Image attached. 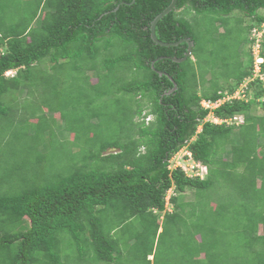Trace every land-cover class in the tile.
<instances>
[{"label": "trees", "instance_id": "trees-1", "mask_svg": "<svg viewBox=\"0 0 264 264\" xmlns=\"http://www.w3.org/2000/svg\"><path fill=\"white\" fill-rule=\"evenodd\" d=\"M171 2L0 0V34L7 38V42L0 38V48L5 47L4 54L0 51V140L9 143L0 157V185L11 184L0 194V264H70L72 259L76 264L90 260L112 264L120 236L115 239L116 231L108 228L115 218L119 231L131 227L136 232L137 238L124 237L127 248L132 247V239L137 245L155 240L160 222L154 211L165 210L169 190L173 209L164 215L157 239L183 237L179 246L188 250V243L203 242L199 223L193 225L198 218L185 211L189 205L202 207L200 216L196 214L199 218L236 232L242 247L235 259L246 262L252 256L254 264H264V143L258 142L264 141V115L247 114L264 87L260 81L250 82L245 93L254 87L253 98L213 110L221 119L245 115L237 128L203 122L208 111L199 108L200 100L214 102L227 92L234 93L252 76L253 58L245 47L237 50L238 61L231 66L225 60L224 45L217 52H207L204 59L200 47L206 39L195 32L230 30L226 18H231L245 26L246 43L250 31L264 24L259 14L264 0H177L155 32L165 43L185 38L193 42V60L189 57L181 63L173 59L185 56L186 42L164 47L150 38L151 21ZM182 13L196 15V28ZM114 41L121 44L119 54L103 57ZM260 46L264 73V40ZM243 56H249L247 67ZM215 68L225 71L218 75ZM11 69L19 70L17 77L5 81L3 73ZM63 73L68 77L61 78ZM229 81L234 83L227 89ZM174 84L176 90L168 94ZM122 94L130 97L129 105L120 104ZM144 108L155 115L148 125L134 120ZM47 113L53 117L47 118ZM31 118L38 122L30 123ZM5 129H12L11 140ZM60 132L71 133V140L60 138ZM195 134L196 139L189 142ZM22 139L32 146L18 150L16 144ZM43 142L51 148L55 144L62 158L83 155L86 163L67 167L68 174L55 173L48 181L39 172L33 179L18 177L17 172L25 168L23 159ZM228 145L230 161L223 158ZM182 147L207 168L206 178H190L180 168L168 170L171 156ZM109 150L118 152L105 155ZM50 157L57 158L56 153ZM37 165L27 162L29 169ZM218 187H225V192ZM211 189L220 199L224 196L222 203H214L211 192L205 194ZM187 190L193 191L194 201L181 199ZM188 216L194 222L187 223ZM215 226H209L211 232H216ZM166 249L172 254L171 247ZM152 262L158 264V253Z\"/></svg>", "mask_w": 264, "mask_h": 264}, {"label": "rangeland", "instance_id": "rangeland-1", "mask_svg": "<svg viewBox=\"0 0 264 264\" xmlns=\"http://www.w3.org/2000/svg\"><path fill=\"white\" fill-rule=\"evenodd\" d=\"M31 1V0H29ZM259 14L261 16L264 17V10H260ZM188 18V20H190V22L193 24V27L196 28L195 26V21H197L198 18H196V15H189L186 16ZM226 24L228 25V29L230 30H226L222 33H213V30H195L196 35H198L200 38L202 39H206L203 40L201 43V52L202 55L204 56V59H206L205 54L209 51H214L217 52L220 48L224 47L225 48L222 50L223 53L227 56V58L225 59L226 62L233 66L234 63L236 64V62L238 61V52L237 50H240L244 47L245 44V40L247 39V32L245 30V26H241L240 24H238L235 19H227L226 18ZM207 27H210L208 24H206ZM264 30V27H263ZM203 31H210L213 34L210 36H203L204 34ZM261 37L260 40H264V38H262V36L264 35L263 32H261ZM201 35V36H200ZM260 36V35H259ZM113 43V42H112ZM260 44V43H259ZM103 43H100L99 46H102ZM251 46V45H250ZM260 46V45H259ZM2 52H5V47H2ZM249 49V47H248ZM258 49L260 50V47L258 48L257 45L254 47L253 51H254V55L252 58H254L255 60V55L258 53ZM121 51V44L118 43L117 41H114V43L111 46V49L109 50L108 53H103L102 56H107L110 53L114 54H119V52ZM231 55V56H230ZM249 56H243L242 60L244 65L247 67L249 64ZM248 58V59H247ZM98 63L100 62V60H97ZM204 64H207L204 61ZM253 64V69L255 70V66H254V62ZM216 69V73L218 75H221L224 71L225 68L221 69L218 72V69ZM227 70V69H226ZM258 69L256 68V71ZM254 71V73L256 72ZM59 73H56L55 76H58ZM211 74V71H210ZM60 75V74H59ZM118 76V75H117ZM231 77V73L228 75ZM68 77V74L63 73L61 75V78H65ZM127 80L131 78V76L128 74L127 76ZM11 77H9L10 79ZM234 78V77H232ZM206 79L209 81L210 76H207ZM219 81L224 82V78L223 77H219L218 78ZM92 82H96L95 78H92ZM230 82V81H229ZM234 83V81H231L230 83L227 84L228 88L232 87V84ZM236 83V82H235ZM248 84L249 81H243V83L240 85L239 89H237L235 96L237 98L242 99L246 94L244 93V91L246 92V90H248ZM207 86V84H206ZM254 87L251 88V92L254 91ZM197 94L201 93L200 89H196ZM249 92L248 95H246L249 99L253 98V93ZM24 92L21 94V97L24 96ZM121 99L120 100V104H124V105H129L130 104V97H125L123 94L120 95ZM18 97V96H17ZM261 98V99H260ZM258 100V101H257ZM147 101L145 100V103ZM106 103L110 104L111 101H107ZM132 103V102H131ZM144 103V104H145ZM250 116H262L264 115V96H260L256 99V103H254V105L252 106V109L249 113H247ZM49 117H51L50 115H47ZM241 119V117H240ZM239 119V120H240ZM135 122L139 121V119L137 117H135ZM205 121H215V119H213V115L210 114L205 118ZM31 122V121H30ZM35 122V121H32ZM2 124V123H0ZM63 126V125H62ZM61 126V127H62ZM237 127V126H234ZM61 129V128H59ZM237 130V129H235ZM12 131V129H5L4 133H7L6 135H9V140H11V138L13 137L12 135H10V132ZM236 134V133H235ZM233 134V140L234 143L239 145L240 141L237 137V135ZM60 138L62 139H69L71 140L72 135L71 133H60ZM258 142L260 144H263L264 141L263 139H259ZM19 144H16V148L18 150L20 149H29L32 144L25 142L24 139H22V142H18ZM9 143H6V140L4 142H2L0 140V157L1 155L5 154L6 148H8ZM54 146V148L50 147V144L47 142H43L40 143L39 146H34V149L32 150V153L26 157V159H23V162L25 165L24 170H22L21 172H17V176L18 177H26L29 179H33L39 176V173L43 174V178L44 180L46 179L47 181L50 180L53 175H55V173H57V175L59 174H68L70 172V170L66 169L67 167H72L75 165H79V166H83L84 163H86V159H84V156H76L73 158H70L69 156L62 158L61 153L58 150V147H55V144H52ZM75 150V149H74ZM52 153H56L57 158L53 159L50 156L52 155ZM261 156H263L262 153H260ZM23 154L22 153H18V157H22ZM26 156V155H25ZM40 160H38V165L34 164V162L36 161V158H39ZM23 158H25L23 156ZM223 158L227 161H230L231 159V148L230 146H226V154L223 155ZM32 161V162H31ZM27 162L28 164L32 167L33 165H37L35 168H31L29 169L27 167ZM66 162V163H65ZM170 167L173 168L175 167H181L186 174L188 175H194V173L191 171V166L193 167V165H195V163L190 159L189 154H187L185 149H181L178 151V153H176L172 159L170 160L169 163ZM197 165V164H196ZM196 167L200 168L199 165H197ZM197 169V168H196ZM204 170V169H203ZM199 172V170H198ZM202 172V171H201ZM204 172V171H203ZM202 172V174L204 175V173ZM207 176V175H206ZM206 178V177H205ZM26 183V182H25ZM16 188L19 187L18 184H13ZM9 187H11V184H2L0 185V194H2L4 191H6ZM221 188V187H218ZM224 192H225V187L221 188ZM210 192L213 194L212 199L213 201H215L214 203H222L224 201V196L222 195V199H220V195L216 194L215 192L212 191V189L208 192H206L205 194L207 196H210ZM203 194V198L206 197V195ZM172 196V192L168 193L167 196V200L168 198ZM193 198V191L191 190H187L184 194L181 195V199L184 201H189ZM196 198V197H195ZM195 199H192V201H194ZM232 208L234 209V206L236 207V199L233 201L232 200ZM168 208H170L169 205H167ZM172 207V206H171ZM201 209L202 207L197 208V206H190L185 208L186 212H192L193 215H195L198 219H196V221L194 222L193 219H189V216L187 218V223L193 221V225H197L198 223V230H199V234L201 235V239L203 238L204 241L197 243V244H193L192 242L188 243V248H182L179 246V241H183V237H175V236H168V235H164L162 237H160L159 239H156L155 241L150 239V241L148 242V240H143L140 245H137V243H134V240L132 239L129 242V246L132 247H128L126 246V240H124L125 238H134L135 233L133 232V229L131 227H127V229L122 233L121 231H119L117 228L119 226L118 224V220L115 218V222L114 225L110 226V229H114L116 232L114 233L115 239H117L118 236V241H117V247L119 248V253L116 254L115 258L113 259V263L112 264H149L145 261V259L142 257V254H153L156 255L158 253V264H232L233 261H237L236 264H254L252 256L246 260V262L240 261L239 258L235 259L236 253L237 251L240 252V248L242 247V244H239V242L237 241L238 238L235 236L236 232L232 230L230 231L228 229H220L219 227L215 226L213 223H210L208 221V219L203 220L201 218H199L197 215L201 214ZM172 210V208H171ZM197 214V215H196ZM200 216V215H199ZM239 223V222H238ZM234 227V224H232ZM199 226H201V229L199 228ZM209 226H215L216 228V232H211V230L209 229ZM239 229V226H238ZM223 232L224 234L219 235V232ZM235 232V233H234ZM138 234V233H137ZM139 235V234H138ZM117 236V237H116ZM137 238V237H136ZM137 241V240H136ZM148 242V245H146V243ZM134 243V244H133ZM152 245V247H150V245ZM173 244V245H171ZM170 247L172 249V254L168 251H166L168 248V250H170ZM197 248V249H196ZM193 249V250H192ZM68 253H71V251L67 250ZM201 252V253H200ZM89 256H92L93 253H89ZM204 255V256H202ZM137 256H140L139 258ZM206 256V257H205ZM238 256V255H237ZM236 256V257H237ZM90 260V259H89ZM78 262V261H77ZM76 260L73 261L70 264H76L77 263ZM78 264H97L95 262L90 261H86V262H81Z\"/></svg>", "mask_w": 264, "mask_h": 264}, {"label": "clouds", "instance_id": "clouds-1", "mask_svg": "<svg viewBox=\"0 0 264 264\" xmlns=\"http://www.w3.org/2000/svg\"><path fill=\"white\" fill-rule=\"evenodd\" d=\"M176 5V4H175ZM117 8L118 7H116V9L115 10H117ZM174 8H175V6H174ZM173 8V9H174ZM172 9V10H173ZM165 10V9H164ZM163 10V11H164ZM171 10V11H172ZM163 11H161V12H163ZM170 11V12H171ZM260 11V10H259ZM160 12V13H161ZM159 13V14H160ZM158 14V15H159ZM158 15H156V16H158ZM167 15V14H166ZM185 15V18L186 19H188L186 16V14H183L182 13V16H184ZM191 15H193V14H191ZM155 16V17H156ZM155 17L153 18V20L155 19ZM164 17V16H163ZM162 17V18H163ZM161 18V19H162ZM160 19V20H161ZM152 20V21H153ZM159 20V21H160ZM152 21H151V23H152ZM158 21V22H159ZM235 21H237V20H235ZM157 22V23H158ZM151 23H150V28H151ZM156 23V24H157ZM155 27H156V25H155ZM155 27H154V34H155V37H156V39L160 42V43H163V44H166V45H161V44H158V43H156L153 39H152V37H151V30H150V38H151V40L155 43V44H157V45H160V46H164V47H171L172 45H170V44H175V43H165V42H162V41H160L158 38H157V36H156V32H155ZM263 27H264V24L263 25H261V29L260 30H251L250 31V33H249V36H248V41L244 44V47L242 48V49H244L245 47H249V49L251 50V55H252V57H253V55H254V51H253V49H254V47L256 46V44L258 43H260L259 45H261V43H262V41L260 40V38H258V37H261V32H263L264 33V30H263ZM221 32H223V29L222 28H220V33ZM260 35V36H259ZM0 38H2V39H4L6 42H7V38H4L3 36H2V34H0ZM262 38H264V35L262 36ZM187 38H185V39H182L181 41H178L177 42V45H179L180 43H183V42H186L187 43ZM189 41H191L190 39H188ZM192 42V41H191ZM193 43V42H192ZM188 44V43H187ZM177 45H174V46H177ZM251 45V46H250ZM194 46V45H193ZM193 46H192V48H193ZM2 47H4V46H2ZM1 47V48H2ZM260 47V50H261V46H259ZM258 47V48H259ZM0 48V51L2 52V49ZM188 49V48H187ZM241 49V50H242ZM260 50L258 49V53L255 55L256 57H255V60H254V58H253V62L255 63L254 64V66L258 69L257 71H256V68H255V70L253 69V71H252V76L251 77H249V78H246L244 81H246V80H248L249 81V84H248V88H249V85H250V82H261L262 83V85L261 86H263L264 87V73H262L261 72V66H262V64H263V59H262V57L260 56ZM2 54H4V52H2ZM191 55H192V52H191ZM191 55L190 56H188L187 58H189V57H191ZM161 58H165V57H161ZM167 58V57H166ZM186 58V59H187ZM192 58V57H191ZM176 59V58H175ZM192 60H193V58H192ZM155 61H153L152 62V65L151 66H153V63H154ZM253 66V65H252ZM18 69H11V70H8V71H5L4 73H3V78H4V80L5 81H10V80H12V79H14V78H16L17 76V74H18ZM254 71H256L255 73H254ZM163 73H160V75H162ZM9 77H11L10 79H9ZM243 83V82H242ZM241 83V84H242ZM240 84V85H241ZM240 85L235 89V91H234V93H232V94H230V93H225V95H224V97H222V98H220V99H218V100H216V101H214V102H211V101H207V100H204V99H202V100H200V102H199V108L200 109H202V110H205V111H208V114L206 115V117L208 116V115H210V114H212L213 115V119H215V121H205V118L203 119V122H209V123H211V124H214V125H226V126H230V127H233V128H237L240 124H242V123H244L245 122V118H246V116L245 115H243V114H239V113H236L233 117H231V118H229V119H221V118H219V117H216L215 115H214V113H213V110H215L216 108H218V107H220L222 104H224V103H230V105H231V103L233 102V101H244V100H248V97L245 95L242 99H240V98H237L236 96H235V93H236V91H237V89H239V87H240ZM256 85V84H255ZM200 89V88H199ZM176 90V85L174 84V87H173V89L170 91V92H168V94L169 93H171V92H174ZM244 93H245V91H244ZM246 94V93H245ZM198 95H200V94H198ZM262 96H264V94L262 95ZM261 96V97H262ZM13 98V97H12ZM138 98V97H137ZM9 99H11V98H9ZM261 99V98H260ZM258 101V100H257ZM145 103V102H144ZM15 108H17V107H15ZM149 110L150 109H145L144 108V110L142 111V114L140 115V117H137L138 119H139V121H136L137 123L139 122V123H142V122H144V124L145 125H148V124H150V123H152V122H154V120H155V115H153L152 113H150L149 112ZM47 115H50L51 117H49V116H47V118H52L53 117V115L52 114H48L47 113ZM16 116H19V117H21V116H24V113L23 112H16ZM240 117H241V119H240ZM15 119H16V117H15ZM240 119V120H239ZM30 123H33V124H36L37 122H38V120L36 119V118H34V119H30V120H28ZM32 121H35V122H32ZM234 126H237V127H234ZM198 130H200V126L198 127ZM59 131H60V129H59ZM45 133V136H47V134H48V132L47 131H45L44 132ZM60 133H62V132H60ZM196 139V134L190 139V141L189 142H192V141H194ZM183 149H185L186 150V152H187V154H189V157H190V159L195 163V165H193V167L191 166V171L194 173V170H195V173H194V175H188V174H186V172L181 168V167H173V168H171L170 167V165H169V163H170V160L172 159V157L176 154H173L172 156H171V158H170V160H169V163H168V170H170V171H172V170H175V169H177V168H180L188 177H190V178H192V177H197V178H199V179H204L205 177H206V175H207V168L204 166V165H202V164H200L199 162H195L193 159H192V157H191V154H190V152L187 150V148L186 147H182ZM181 148V149H182ZM180 149V150H181ZM76 150V149H75ZM116 152H118V150H109V151H107L106 153H105V155H109V154H111V153H116ZM178 153V152H177ZM199 165L200 166V168H198V167H196L197 165ZM197 168V169H196ZM204 169V170H203ZM198 170H199V172H198ZM204 173V175L202 174V172ZM171 193V190H169L168 191V193ZM168 193H167V195H166V197H165V210L164 211H162V212H156V210L154 211V213L155 214H157L158 215V218H159V222H160V228L157 230V236H156V238H155V240L157 239V237L159 236V234L160 233H162V229H161V224H162V222H163V218H164V215L166 214V212H170L171 211V208L173 209V206L171 207L170 206V204H169V200H170V197L168 198V200H167V196H168ZM167 205H169L170 206V208H168V206ZM139 225H142V222L139 224ZM154 240V241H155ZM148 262H150V264H153V254H150V255H147L146 256V258H145Z\"/></svg>", "mask_w": 264, "mask_h": 264}, {"label": "water", "instance_id": "water-1", "mask_svg": "<svg viewBox=\"0 0 264 264\" xmlns=\"http://www.w3.org/2000/svg\"><path fill=\"white\" fill-rule=\"evenodd\" d=\"M176 1H177V0H172V2L170 3V5H169V6H168L163 12H161L158 16H156L155 19H154V20L152 21V23H151V28H150V30H151V37H152V39H153L156 43H158V44L166 45V44L160 43V42L156 39L155 34H154V27H155L156 23H157V22H158L163 16H165L166 14H168V13L174 8V6H175V4H176ZM186 41H187V43H188V49H187V52H186L185 56H184L182 59H175V58H174L173 61H175V62H177V63H181V62H184V61L186 60V58H187L188 56L191 55L193 43H192L191 41H189L188 39H187ZM170 45H177V43H175V44H170Z\"/></svg>", "mask_w": 264, "mask_h": 264}, {"label": "built area", "instance_id": "built-area-1", "mask_svg": "<svg viewBox=\"0 0 264 264\" xmlns=\"http://www.w3.org/2000/svg\"><path fill=\"white\" fill-rule=\"evenodd\" d=\"M256 45H257V47H259V44L258 43Z\"/></svg>", "mask_w": 264, "mask_h": 264}]
</instances>
